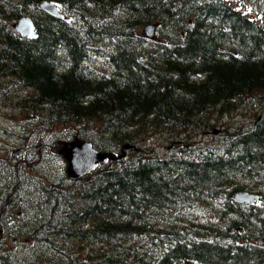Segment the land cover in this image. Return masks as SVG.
Returning <instances> with one entry per match:
<instances>
[{
  "label": "trees",
  "instance_id": "1",
  "mask_svg": "<svg viewBox=\"0 0 264 264\" xmlns=\"http://www.w3.org/2000/svg\"><path fill=\"white\" fill-rule=\"evenodd\" d=\"M41 1L0 0V96L33 88L29 134L71 123L121 156L45 179L31 147L0 154V264H264V110L215 128L264 101V25L227 0H47L64 18ZM25 14L35 37L11 26ZM206 128L213 141L193 138ZM157 130L184 139L138 145Z\"/></svg>",
  "mask_w": 264,
  "mask_h": 264
},
{
  "label": "rangeland",
  "instance_id": "2",
  "mask_svg": "<svg viewBox=\"0 0 264 264\" xmlns=\"http://www.w3.org/2000/svg\"><path fill=\"white\" fill-rule=\"evenodd\" d=\"M228 1L235 7L249 14L258 23L264 25V0ZM90 64L99 72L108 70V65L100 57L91 59ZM32 91L33 88L30 87H23L19 90L10 89L7 95L0 96V154L5 158L8 157V155L3 154H6L7 150L10 148L14 149L16 146L21 145L31 147L29 151H32V153H29L28 156L32 157L33 168L29 169V173L35 174L34 176L43 175L46 179V174L48 173L57 176L62 174L63 170L65 171L66 163L63 157L58 154V148L65 144L68 145L63 141L73 139L78 133H73L75 128L73 124L68 123L54 124L49 131L35 133L34 129L32 133L29 134L31 114L29 113L30 111H28L29 107L27 109H22L19 106V98L28 97ZM262 102L264 103V101ZM263 103H255L243 109L233 111L230 115L219 120L215 128L219 130L232 125H247L253 119L256 112H263ZM216 133L217 132L213 131L211 128L201 129L194 131L193 138L198 141L206 139V142H209L214 140L213 136ZM183 136L184 133L173 136L170 130H157L140 139L138 145L151 148L158 153L168 152L173 145L176 143L179 144ZM24 137H26V139ZM176 138L180 140L176 141V143L170 142V139L175 141ZM35 151H40L39 153H41L37 159L36 157L38 155L35 154ZM209 215H212V212L207 206L195 209L196 217L203 218ZM13 242L15 243L13 246L18 245L16 240L13 239Z\"/></svg>",
  "mask_w": 264,
  "mask_h": 264
},
{
  "label": "water",
  "instance_id": "3",
  "mask_svg": "<svg viewBox=\"0 0 264 264\" xmlns=\"http://www.w3.org/2000/svg\"><path fill=\"white\" fill-rule=\"evenodd\" d=\"M40 7L50 12L54 16L64 18L65 14L59 10L58 5L54 1H41ZM156 22H149L142 27V33L148 37L155 36ZM11 26L23 36L29 38L36 36L35 23L30 15H21L15 19ZM67 143L68 145H66ZM65 145L60 147L59 152L62 153L66 162V173L69 177L76 178L93 170L100 161L114 159L120 157L112 150H103L95 147L91 141L82 138H74L65 141ZM127 146V144H125ZM234 198L241 203L254 202L259 198L258 193L242 189L235 191Z\"/></svg>",
  "mask_w": 264,
  "mask_h": 264
},
{
  "label": "bare ground",
  "instance_id": "4",
  "mask_svg": "<svg viewBox=\"0 0 264 264\" xmlns=\"http://www.w3.org/2000/svg\"><path fill=\"white\" fill-rule=\"evenodd\" d=\"M184 139V138H183ZM120 153V152H119Z\"/></svg>",
  "mask_w": 264,
  "mask_h": 264
}]
</instances>
